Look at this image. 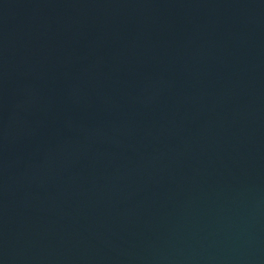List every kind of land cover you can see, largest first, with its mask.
Returning <instances> with one entry per match:
<instances>
[{"label":"water","instance_id":"1","mask_svg":"<svg viewBox=\"0 0 264 264\" xmlns=\"http://www.w3.org/2000/svg\"><path fill=\"white\" fill-rule=\"evenodd\" d=\"M0 264H264V0H0Z\"/></svg>","mask_w":264,"mask_h":264}]
</instances>
